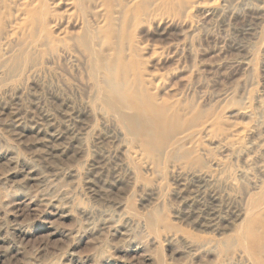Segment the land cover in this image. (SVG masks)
Here are the masks:
<instances>
[{"label": "rangeland", "instance_id": "rangeland-1", "mask_svg": "<svg viewBox=\"0 0 264 264\" xmlns=\"http://www.w3.org/2000/svg\"><path fill=\"white\" fill-rule=\"evenodd\" d=\"M111 11V45L84 27L95 5L75 26L49 20L54 44L0 35V264H264V239L242 232L255 216L264 228V0ZM102 65L192 121L179 147L141 149L97 88Z\"/></svg>", "mask_w": 264, "mask_h": 264}, {"label": "bare ground", "instance_id": "bare-ground-1", "mask_svg": "<svg viewBox=\"0 0 264 264\" xmlns=\"http://www.w3.org/2000/svg\"><path fill=\"white\" fill-rule=\"evenodd\" d=\"M6 1L0 0V35L4 38L12 37L17 31H25L28 36L36 38L38 41L43 40L46 44H52L53 38L46 29L51 22L54 26L63 23L66 27L75 26L77 21H81L83 15L89 12V5H95V11L100 13V19L95 23L94 28L89 24H84V27L88 29V33L93 39L111 45L113 38L111 24L114 21L111 11L113 0H31L34 5L28 2V4L23 5L22 10L19 9L20 11H16L15 14L6 12ZM48 1H51L50 5L55 7L58 12L53 13L49 7L42 5ZM28 6L33 7L28 9L26 8ZM135 11L134 9L132 15L134 20L137 18ZM49 20L51 22H48ZM65 35L66 40H63V44L67 46L68 42H73L74 45L75 36H69L67 32ZM82 36L87 37L86 34ZM83 42L86 46V42ZM83 42L81 40L76 41L75 46L78 47ZM113 45L114 43L112 47ZM115 58L124 60L123 57L120 58L119 54L115 55ZM102 59L105 58L98 60H101L102 63ZM99 72L101 74L99 75V79L100 77L101 79H98L97 84L99 92L106 99L107 106L115 111V115L123 128L131 134L133 140L141 144L143 151H147L149 154L173 151L190 135L192 129L189 125L192 121L182 119L181 115L173 108L169 109L168 106L157 103L143 89L145 88L143 87V80L133 78L129 82L119 84L116 82L117 71L106 70L105 66L102 65ZM192 179L197 188L192 193L193 198H195V194L201 195L203 192L201 191L202 187L199 186L203 182V178H194L193 176ZM205 201H209V203L205 207L203 205L201 210L206 215V220L210 223L220 221L216 198L209 197ZM259 223V217L255 216L244 225L242 230L243 242H251L255 247L260 244L259 240L264 239V228L258 226Z\"/></svg>", "mask_w": 264, "mask_h": 264}]
</instances>
